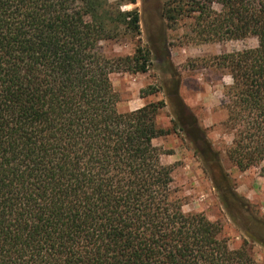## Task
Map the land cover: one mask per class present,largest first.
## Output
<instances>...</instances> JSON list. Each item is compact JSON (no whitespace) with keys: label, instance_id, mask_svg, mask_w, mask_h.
<instances>
[{"label":"trees","instance_id":"16d2710c","mask_svg":"<svg viewBox=\"0 0 264 264\" xmlns=\"http://www.w3.org/2000/svg\"><path fill=\"white\" fill-rule=\"evenodd\" d=\"M120 7L0 0V264H258L182 210L153 143L170 133L155 119L163 103L120 113L110 74L146 73L152 55L171 64L167 32L183 17L196 43L256 38L213 57L232 81L227 156L246 170L264 158V0H164L148 46L108 57L101 42L140 35L138 10ZM179 87L175 126L188 115V136L210 147Z\"/></svg>","mask_w":264,"mask_h":264},{"label":"rangeland","instance_id":"374dc122","mask_svg":"<svg viewBox=\"0 0 264 264\" xmlns=\"http://www.w3.org/2000/svg\"><path fill=\"white\" fill-rule=\"evenodd\" d=\"M128 1L104 0L106 5L121 3L123 11L136 8L140 15L139 36L126 34L100 43L99 51L108 57L134 54L137 44L148 46V37L159 28L157 22L164 0H135V4H127ZM213 7L219 9L217 4ZM191 23V19L183 17L167 32L171 64H167L163 55H152L146 73L110 74L119 98L117 110L133 111L138 106L137 95H150V103H163L158 105L155 119L158 127L170 133L154 139L153 143L162 152L161 162L173 165L172 188L182 210L202 213L221 227L220 235L229 248L237 249L245 242L256 262L264 264V175L261 173L264 158L246 170H239L229 160L227 152L233 135L224 123L225 105L229 101L226 92L232 81L228 70L213 60L223 53L254 48L257 39L196 43L192 40ZM144 79H148V84L142 85ZM178 82V95L204 130L210 147L199 138L194 143L188 136L192 129L188 115L183 116L184 127L175 126L174 89ZM191 135L194 137L192 132Z\"/></svg>","mask_w":264,"mask_h":264},{"label":"crops","instance_id":"0c3cea01","mask_svg":"<svg viewBox=\"0 0 264 264\" xmlns=\"http://www.w3.org/2000/svg\"><path fill=\"white\" fill-rule=\"evenodd\" d=\"M148 79H144V81L142 82V85L144 84H148ZM150 95L147 96H140L137 95V100H135L136 104H138V106L136 108H134L133 110H136L138 108L143 107L144 105L148 104L151 102V100L149 99ZM134 98L136 99V96H134Z\"/></svg>","mask_w":264,"mask_h":264}]
</instances>
